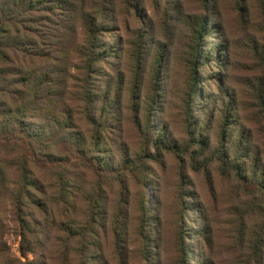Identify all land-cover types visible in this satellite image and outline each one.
<instances>
[{
	"label": "rangeland",
	"instance_id": "374dc122",
	"mask_svg": "<svg viewBox=\"0 0 264 264\" xmlns=\"http://www.w3.org/2000/svg\"><path fill=\"white\" fill-rule=\"evenodd\" d=\"M136 1L143 14L139 19L123 9L121 0H110L111 26L101 37L105 47L110 43L116 50L107 58L112 65H105V69H111V95L120 84V104L113 121L116 129L107 133L105 141L111 147L105 148L106 151L104 146L101 150L93 148L90 153L106 174L102 180L87 171L85 174V190L90 198L96 194L102 197L100 207L104 214L91 239L93 256L98 262L90 264H264V226L258 215L261 207L256 206L257 202L249 204V196L244 192L249 190L220 174L215 162L199 166L209 149L192 162L189 153L194 146L180 154L162 152L157 161H146L143 167L119 177L107 173L122 158L132 160L140 153L144 113L140 111L138 120L132 118L128 102L130 85L135 81L138 102L143 105L157 54L161 55V92L154 131L163 129L166 142L179 148L187 142L189 134L182 113L186 100L184 85L190 77L191 52L195 48L192 28L196 19L202 17L209 35L199 42L198 51L202 55L218 45L221 49L214 65L200 64L192 71V76L198 79L199 91L205 95L202 106L205 113L197 109L196 116L203 122L211 118L204 135L213 145L221 116L216 112L215 105L220 103L216 98L222 95L226 100L229 94L234 124L228 125V130L242 133L239 143L242 150L259 154L258 164L264 173V0ZM140 32L145 47L143 44V63L137 69L127 49ZM194 105L201 106L198 98ZM75 109L72 105V110ZM90 134L87 133L88 139ZM57 145V152L76 155L72 146L64 142ZM41 176L48 185L47 175ZM247 182L250 184L246 186L253 185L252 181ZM5 193L0 196V241L10 259L19 258L22 262L41 259L46 264H55L52 251L64 234L58 236L54 229L42 238V250L33 253L25 250L22 256L20 222ZM52 195L53 192H48V196ZM184 200L188 201L186 216L182 213ZM60 214L56 222L73 219V214ZM116 240L119 243L115 244ZM183 242L186 254L180 250ZM66 259L62 264H70L69 259L74 257L70 254Z\"/></svg>",
	"mask_w": 264,
	"mask_h": 264
},
{
	"label": "trees",
	"instance_id": "16d2710c",
	"mask_svg": "<svg viewBox=\"0 0 264 264\" xmlns=\"http://www.w3.org/2000/svg\"><path fill=\"white\" fill-rule=\"evenodd\" d=\"M121 3L135 19L143 17L136 0H121ZM110 6V0H0V196L6 192L5 198L11 202L20 222L22 256L25 250L30 253L42 250V238L56 229L55 233L58 236L63 233L64 237L57 239V249L54 247L52 251L55 257L50 253L55 264H62L70 254L74 257L69 259L70 264L98 262L93 256L95 248L91 239L94 228L104 220L100 207L102 197L99 194L89 197L85 174L87 171L97 180L104 178L105 169L99 161H93L90 153L93 148L101 150L104 146L106 151L105 148L111 147L105 141L107 133L116 129L113 121L120 104V84L113 88L111 95V69H105V65H112L111 61L107 63V58L116 50L110 43L105 47L101 41L111 26ZM238 8L243 11L242 6ZM204 23L203 17L197 18L192 28L195 48L191 52L190 77L184 85L186 100L182 112L189 134L187 142L179 148L166 142L163 129L154 131L153 120L158 113L161 92V55L157 54L143 105L138 102L135 81L130 85L131 116L138 120L140 111L144 113L140 153L132 160L122 158L107 173L119 177L126 171L130 173L143 167L146 161H157L162 152L180 154L194 146L189 153L192 162L209 149L199 166L215 162L220 174L249 190L244 192L249 196V204L257 202L256 206L261 207L258 215L264 226V173L258 164L259 154L242 150L239 144L242 133L228 130L234 124L232 97L228 94L226 100L222 95L216 98L220 101L215 105L216 112L221 116L213 145L204 135L208 133L206 125L211 118L203 122L196 116L197 109L205 113L202 109L205 95L199 91L198 79L192 76V71L200 64L214 65L221 49L218 45L202 55L198 51L199 42L209 35ZM143 44L145 47V38L140 32L127 49L137 69L143 63ZM197 98L200 107L194 105ZM57 142L72 146L76 155L57 152ZM53 169L56 172L50 173ZM42 173L47 175L48 185ZM247 181L253 185L246 186L250 184ZM48 192L53 195L48 196ZM187 202L182 201L185 216L189 210ZM60 213L73 214L72 221L56 222ZM183 243L180 250L186 254ZM10 258L0 241V264H46L41 259L22 262L19 258Z\"/></svg>",
	"mask_w": 264,
	"mask_h": 264
}]
</instances>
